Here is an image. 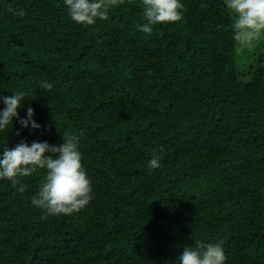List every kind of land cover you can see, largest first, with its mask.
I'll use <instances>...</instances> for the list:
<instances>
[{
	"label": "trees",
	"instance_id": "obj_1",
	"mask_svg": "<svg viewBox=\"0 0 264 264\" xmlns=\"http://www.w3.org/2000/svg\"><path fill=\"white\" fill-rule=\"evenodd\" d=\"M221 1L180 0L182 20L149 35L142 0L88 27L63 0H0V97L23 92L19 119L32 108L40 125L15 119L0 153L75 134L92 184L86 207L53 216L31 202L44 170L0 180V264H179L199 242H222L225 264H264V40L241 47L226 8L207 29L197 9Z\"/></svg>",
	"mask_w": 264,
	"mask_h": 264
},
{
	"label": "clouds",
	"instance_id": "obj_2",
	"mask_svg": "<svg viewBox=\"0 0 264 264\" xmlns=\"http://www.w3.org/2000/svg\"><path fill=\"white\" fill-rule=\"evenodd\" d=\"M73 22L85 27L97 20L107 21L109 10L119 7L123 0H63ZM225 8L232 19L233 39L241 47H252L264 40V0H224ZM143 17L146 23L139 27L145 34H151L154 25L176 23L182 20L184 5L180 0H142ZM26 15L23 10L16 13ZM42 88L51 90L53 85L41 82ZM23 92L0 97L5 107L0 110V131L19 119L18 109L22 107ZM34 111L27 109V118L19 119L22 128L31 125L36 130L40 125L33 120ZM19 135V133H17ZM62 143L50 146L47 142H32L29 146L20 141L15 147H5L0 153V180H8L13 187L20 184V178L29 177L38 170H44V179L39 191L32 198V204L49 215H72L78 213L92 199V184L81 163L79 137L66 132ZM160 151H163L162 149ZM160 155L156 150L148 162L151 169L160 167ZM23 193L26 189H17ZM226 256L221 243H197L196 247L185 246L179 256V264H225Z\"/></svg>",
	"mask_w": 264,
	"mask_h": 264
},
{
	"label": "rangeland",
	"instance_id": "obj_3",
	"mask_svg": "<svg viewBox=\"0 0 264 264\" xmlns=\"http://www.w3.org/2000/svg\"><path fill=\"white\" fill-rule=\"evenodd\" d=\"M222 2V1H221ZM211 5H210V7L209 8H207V9H204V8H198L197 9V11L199 12V13H201V14H205L206 15V17L203 19V23H205L207 26V29H210V28H212L213 29V26H214V23H215V20L213 19V18H210V14L211 13H217V11H219V13L222 11L223 12V10H225V5H224V3L222 2L221 3V6H220V8H218L215 4H213V3H210ZM212 5H215V6H212ZM216 16H221V17H224L225 16V14H224V12L222 13V15H216ZM223 19V18H222ZM202 23V24H203ZM222 23V22H221ZM220 23V24H221ZM227 23L228 24H230L229 22H228V19H227V22L226 21H224V25L225 26H227ZM212 29H211V31H212ZM206 31V30H205ZM218 32H220L221 33V30L220 29H218ZM225 47H226V49H225ZM215 48H216V50H217V53H220L221 55H222V57H223V59L225 60L226 58H228L229 57V54H230V50L228 49V46H227V43H225V46L224 45H222V44H220V43H216L215 44ZM252 51H254V50H252ZM223 88L225 89V90H230V87H229V85H224L223 86ZM219 159H217L214 163H212V166H211V171H212V173L213 172H216V168L213 166V165H218L220 162H223V161H226V159L225 158H222L221 160L222 161H218ZM245 176H247V175H245ZM245 176H243V177H245ZM217 181H218V177H216V176H213L212 177V183H213V185H215L216 183H217ZM233 186H234V191H240V190H246V189H248V188H250V187H253L254 186V182H252L251 180H247V181H245V182H243V183H240V184H238V183H234L233 184ZM224 192H226V190H224L223 189V191L221 190V193H224ZM216 195H220L219 194V187H217L216 188Z\"/></svg>",
	"mask_w": 264,
	"mask_h": 264
}]
</instances>
